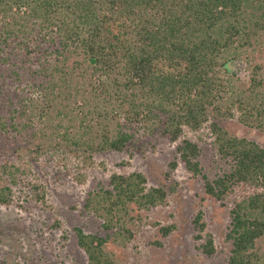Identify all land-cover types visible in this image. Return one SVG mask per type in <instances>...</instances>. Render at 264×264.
I'll return each instance as SVG.
<instances>
[{"label":"trees","instance_id":"16d2710c","mask_svg":"<svg viewBox=\"0 0 264 264\" xmlns=\"http://www.w3.org/2000/svg\"><path fill=\"white\" fill-rule=\"evenodd\" d=\"M259 32L264 0H0V62L18 60L12 65L22 74L13 72L23 83L16 104L8 98L0 113V133L24 145L19 159L50 153L65 167L71 162L78 183L97 153L123 151L138 135L180 139L178 159L201 176L209 196L222 200L238 184L260 189L230 210L226 264H264V147L219 122L236 117L264 130L261 79L255 73L248 87L237 88L231 69L239 48ZM3 45L11 52L2 55ZM206 126L226 165L213 177L202 171L199 144L181 138L185 128ZM25 172L15 162L0 164V206L12 203L13 186L23 180L44 203V185L20 178ZM167 195L140 171L113 172L107 187L88 192L83 208L102 220L105 234L73 228L86 264H119L108 243L131 240L132 211L163 204ZM193 223L199 248L212 255L202 210ZM155 224L163 236L173 227Z\"/></svg>","mask_w":264,"mask_h":264},{"label":"rangeland","instance_id":"374dc122","mask_svg":"<svg viewBox=\"0 0 264 264\" xmlns=\"http://www.w3.org/2000/svg\"><path fill=\"white\" fill-rule=\"evenodd\" d=\"M11 46L3 45V54ZM239 59L231 63L235 71L237 88L249 86L251 75L257 73L264 91V33L252 34L249 44L241 46ZM18 60L0 62V113L6 110L8 98L16 100L22 95L21 85L13 72L22 69L12 65ZM16 95V96H15ZM18 95V96H17ZM220 124L236 136H245L264 147V130L247 128L237 118L219 119ZM181 138H189L201 147L202 171L209 177L220 173L226 166L216 154L213 138L207 126L199 131L184 129ZM8 133H0V164L15 162L28 172L20 178L42 183L45 201L32 199L35 193L26 180L13 186L14 199L9 206H0V264H86L85 253L77 246L73 228L104 235L102 220L87 213L84 200L88 192L107 187L113 172L127 174L142 172L148 186H163L167 198L163 204L147 210H133L135 221L130 223L133 237L124 245L108 243L119 264H226L230 241L226 233L230 224V210L234 203L257 190L248 184L235 185L222 200L204 192L201 176L189 172L178 159V141L155 132L138 135L123 151H105L95 155L94 164L85 170V180L78 183L73 177L76 169L72 163L65 167L56 154L41 156L37 161L31 156L19 159L17 151L24 153V145L14 142ZM16 147H21L17 148ZM176 166L170 169V163ZM24 184V185H23ZM202 210L205 232L212 233L215 252L207 255L199 248L202 240L196 237L193 219ZM158 222L172 224V230L163 236ZM159 241V243H157ZM260 244L264 245V238Z\"/></svg>","mask_w":264,"mask_h":264}]
</instances>
